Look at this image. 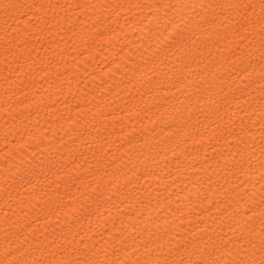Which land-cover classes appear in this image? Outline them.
<instances>
[{
	"label": "bare ground",
	"instance_id": "1",
	"mask_svg": "<svg viewBox=\"0 0 264 264\" xmlns=\"http://www.w3.org/2000/svg\"><path fill=\"white\" fill-rule=\"evenodd\" d=\"M262 220L264 0H0V264H264Z\"/></svg>",
	"mask_w": 264,
	"mask_h": 264
},
{
	"label": "snow or ice",
	"instance_id": "2",
	"mask_svg": "<svg viewBox=\"0 0 264 264\" xmlns=\"http://www.w3.org/2000/svg\"><path fill=\"white\" fill-rule=\"evenodd\" d=\"M194 6H200V7H204L205 5H202V4H201V5H194ZM262 223H264V220H262ZM180 264H184V262H183V261H181V262H180Z\"/></svg>",
	"mask_w": 264,
	"mask_h": 264
}]
</instances>
